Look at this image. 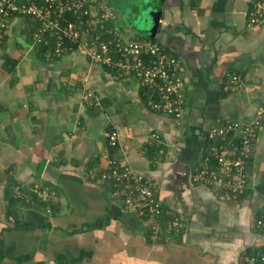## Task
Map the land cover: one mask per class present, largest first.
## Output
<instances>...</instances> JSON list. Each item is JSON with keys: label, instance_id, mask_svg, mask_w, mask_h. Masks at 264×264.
<instances>
[{"label": "crops", "instance_id": "obj_1", "mask_svg": "<svg viewBox=\"0 0 264 264\" xmlns=\"http://www.w3.org/2000/svg\"><path fill=\"white\" fill-rule=\"evenodd\" d=\"M100 1L115 10L125 35L149 39L130 14L150 0ZM152 1L161 11L153 40L177 57L185 79L181 118L151 109L144 96L155 99L154 92L112 77L81 47L53 61L40 57L31 21L10 22L0 43V264H244L245 250L264 251V226L254 225L264 210V126L244 197L224 202L189 177L221 143L211 127L264 106V18L248 23L255 0ZM232 74L238 80L229 88ZM153 133L162 149L150 158ZM108 160L151 176L179 228L153 238V220L126 210L113 187L91 175ZM9 185L23 202L9 205ZM42 185L53 191L47 202L31 191Z\"/></svg>", "mask_w": 264, "mask_h": 264}, {"label": "built area", "instance_id": "obj_2", "mask_svg": "<svg viewBox=\"0 0 264 264\" xmlns=\"http://www.w3.org/2000/svg\"><path fill=\"white\" fill-rule=\"evenodd\" d=\"M31 16L37 26L32 35L31 47L41 42L52 45L46 57L60 58L67 51L81 47L82 53L92 61L107 68L112 77L134 78L139 85L154 92L147 104L153 110L181 118L183 109L182 91L185 79L179 73V62L162 43L153 39L129 37L116 23V12L100 0H0V43L12 19ZM264 18V0H255L249 9L248 23L254 24ZM109 23L106 27L105 24ZM85 37V38H84ZM238 76H228V87L236 84ZM86 99L98 103L96 96L88 91ZM264 126V106L258 107L250 118L225 119L211 127L209 133L220 139L219 144L209 148L213 156L210 162L204 156L201 163L191 169V182L212 187L218 191L219 199L233 202L240 198L248 185L247 164L260 129ZM151 137L160 144L158 134ZM107 143L114 147L118 134L111 130L106 134ZM106 168L93 177L109 183L126 210L153 220L151 236L161 234L181 225L178 215L169 212L155 195L151 176L133 171L129 166L114 160L107 161ZM41 202H47L53 191L47 186H36L31 190ZM21 197L20 189L15 191ZM47 213L50 212L45 207ZM169 215V216H168ZM168 216V217H167ZM166 217V218H165ZM256 227L264 226V210L254 221ZM244 264H264V251L247 256Z\"/></svg>", "mask_w": 264, "mask_h": 264}, {"label": "trees", "instance_id": "obj_3", "mask_svg": "<svg viewBox=\"0 0 264 264\" xmlns=\"http://www.w3.org/2000/svg\"><path fill=\"white\" fill-rule=\"evenodd\" d=\"M25 17H27L30 21H31V29H30V36H31V43H32V41H33V39H32V35H33V33H34V31H35V29H36V26H37V22H36V20L33 18V17H31V16H28V15H25ZM32 22H36V25H34ZM106 25V27H108L109 26V23H107V24H105ZM51 45H52V41L51 40H49V42H48V44H43V43H41V42H38V43H35V46H34V48L37 50V52H38V55L40 56V57H44L45 59H48L47 57H46V54L48 53V51L50 50V48H51ZM73 48H76V46L74 45V46H72ZM57 59H59V58H54V59H49V60H51V61H53V60H57ZM144 96V95H143ZM144 100H145V102H147V98L144 96ZM218 141V140H217ZM216 141V142H217ZM160 149H162V147H161V145H157V146H155V145H151V146H149L148 148H147V150H148V152H149V154L147 155L148 157H152V156H154ZM206 156H208L209 157V159H210V162H213V160H214V158H213V156L210 154V152L208 151L207 153H206ZM9 181L13 184V181H12V179H9ZM23 193V192H22ZM244 193H242L241 194V196H240V198L241 197H244ZM23 196H24V194H23ZM6 197H7V199H8V202H9V205L11 206L12 204H15V202L16 201H18V200H20L21 202H23V198H16L15 196H14V192H13V190H12V185H9L8 187H7V189H6ZM18 199V200H17ZM166 218V217H165ZM245 255L247 256V255H252V253L247 249V250H245Z\"/></svg>", "mask_w": 264, "mask_h": 264}, {"label": "water", "instance_id": "obj_4", "mask_svg": "<svg viewBox=\"0 0 264 264\" xmlns=\"http://www.w3.org/2000/svg\"><path fill=\"white\" fill-rule=\"evenodd\" d=\"M160 13V9L156 8L153 1L150 0L145 4H139L138 6L133 7L130 17L135 20L134 22L137 27L143 28L142 31H145L149 39H153L157 31ZM146 16L148 17L149 24L146 27H143Z\"/></svg>", "mask_w": 264, "mask_h": 264}, {"label": "rangeland", "instance_id": "obj_5", "mask_svg": "<svg viewBox=\"0 0 264 264\" xmlns=\"http://www.w3.org/2000/svg\"><path fill=\"white\" fill-rule=\"evenodd\" d=\"M133 6L136 7V6H138V4L135 3L134 5H132V7H133ZM132 7H130V8L132 9Z\"/></svg>", "mask_w": 264, "mask_h": 264}]
</instances>
